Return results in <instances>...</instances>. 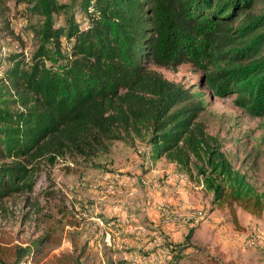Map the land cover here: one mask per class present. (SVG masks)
Here are the masks:
<instances>
[{"label": "trees", "instance_id": "obj_1", "mask_svg": "<svg viewBox=\"0 0 264 264\" xmlns=\"http://www.w3.org/2000/svg\"><path fill=\"white\" fill-rule=\"evenodd\" d=\"M17 3L43 26L31 58L11 53L0 79V209L33 192L42 160L92 161L117 142L147 141L153 162L197 177L237 227V208L263 218L264 192L199 120L206 109L199 93L152 66L177 72L191 64L208 73L215 96L237 94L240 107L264 117V0H83L85 27L73 15L66 27L56 25L55 15L71 8L60 0ZM193 233L180 249L171 246L172 256L180 251L173 264L194 247ZM48 242L6 247L0 237V264H42ZM201 264L223 263L212 257Z\"/></svg>", "mask_w": 264, "mask_h": 264}, {"label": "rangeland", "instance_id": "obj_2", "mask_svg": "<svg viewBox=\"0 0 264 264\" xmlns=\"http://www.w3.org/2000/svg\"><path fill=\"white\" fill-rule=\"evenodd\" d=\"M60 1L71 8L55 15L56 25L66 27L73 15L85 27L83 0ZM28 9L17 0L0 4V79L11 53L31 58L39 48L43 19ZM152 69L199 93L206 106L199 120L220 139L234 167L264 192V117L240 107L237 94L215 96L206 86L208 73L191 64L177 72ZM150 149L147 141L133 146L117 142L109 154L92 161L71 156L42 160L33 192L8 199L0 209L2 245L34 247L49 238L42 264H59L60 258L70 264H173L180 251L172 256L171 248L180 249L193 229L194 247L182 251L179 264H201L212 257L223 264H264V216L258 219L237 208V227L228 209L213 207V195L197 177L187 175L177 187L168 173L179 169L166 160L153 162ZM142 180L157 188H146ZM162 206L185 222H164Z\"/></svg>", "mask_w": 264, "mask_h": 264}, {"label": "built area", "instance_id": "obj_3", "mask_svg": "<svg viewBox=\"0 0 264 264\" xmlns=\"http://www.w3.org/2000/svg\"><path fill=\"white\" fill-rule=\"evenodd\" d=\"M168 178L170 180L174 181V183L177 184V187L182 186L188 180L187 175L182 173V172H177L176 174H172L170 172V173H168ZM142 183L148 189H150V188L156 189L157 188V184L150 183L147 180H142ZM161 217L163 218L164 222L175 224V225H181L185 222L181 215L169 212L166 206H162V208H161ZM101 224H103V222H101Z\"/></svg>", "mask_w": 264, "mask_h": 264}, {"label": "crops", "instance_id": "obj_4", "mask_svg": "<svg viewBox=\"0 0 264 264\" xmlns=\"http://www.w3.org/2000/svg\"><path fill=\"white\" fill-rule=\"evenodd\" d=\"M171 166H174L175 168H176V166L175 165H173V164H171ZM163 220V219H162Z\"/></svg>", "mask_w": 264, "mask_h": 264}]
</instances>
